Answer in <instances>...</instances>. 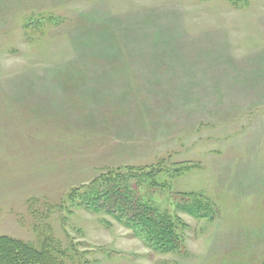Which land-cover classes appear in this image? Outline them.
Masks as SVG:
<instances>
[{"label": "rangeland", "instance_id": "obj_1", "mask_svg": "<svg viewBox=\"0 0 264 264\" xmlns=\"http://www.w3.org/2000/svg\"><path fill=\"white\" fill-rule=\"evenodd\" d=\"M152 168L172 252L77 204ZM0 235L64 264H263L264 0H0Z\"/></svg>", "mask_w": 264, "mask_h": 264}, {"label": "trees", "instance_id": "obj_2", "mask_svg": "<svg viewBox=\"0 0 264 264\" xmlns=\"http://www.w3.org/2000/svg\"><path fill=\"white\" fill-rule=\"evenodd\" d=\"M233 7L244 8L249 0H226ZM159 169L115 173L101 178L79 199L78 205L93 211L110 213L135 234L147 238L155 249L172 252L178 249L180 236L169 214L138 197L137 187L148 181L157 186ZM57 244L40 247L6 235H0V264H64ZM264 264V263H263Z\"/></svg>", "mask_w": 264, "mask_h": 264}]
</instances>
